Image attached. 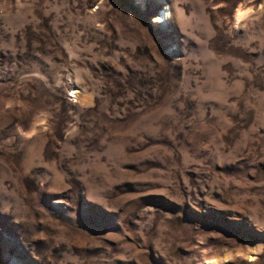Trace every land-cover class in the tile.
I'll return each mask as SVG.
<instances>
[{"label": "rangeland", "instance_id": "rangeland-1", "mask_svg": "<svg viewBox=\"0 0 264 264\" xmlns=\"http://www.w3.org/2000/svg\"><path fill=\"white\" fill-rule=\"evenodd\" d=\"M0 264H264V0H0Z\"/></svg>", "mask_w": 264, "mask_h": 264}, {"label": "bare ground", "instance_id": "bare-ground-1", "mask_svg": "<svg viewBox=\"0 0 264 264\" xmlns=\"http://www.w3.org/2000/svg\"><path fill=\"white\" fill-rule=\"evenodd\" d=\"M167 9L165 8L164 9V11L159 15V22H161V23H165L166 22V20H167ZM242 15L241 14H239L238 15V18H240ZM157 22H158V20H157ZM75 93H78V92H75Z\"/></svg>", "mask_w": 264, "mask_h": 264}]
</instances>
